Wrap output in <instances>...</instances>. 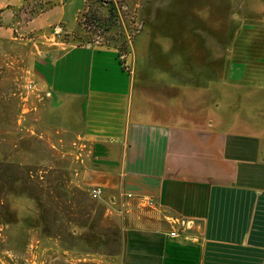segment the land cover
<instances>
[{
  "label": "crops",
  "instance_id": "1",
  "mask_svg": "<svg viewBox=\"0 0 264 264\" xmlns=\"http://www.w3.org/2000/svg\"><path fill=\"white\" fill-rule=\"evenodd\" d=\"M261 31L260 40L234 41L260 49L232 58L221 81L218 58L211 59L193 88L179 72L176 86L137 85L128 60L122 65L114 52L90 47L70 49L48 69L43 104L52 112L70 110L69 122L58 126H66L71 145L84 142L90 151L84 164L90 188L124 206L155 204L139 205L146 226L134 215L119 230L118 255L104 264H264ZM220 99L232 117L220 118ZM179 218L185 228L170 238L168 222Z\"/></svg>",
  "mask_w": 264,
  "mask_h": 264
},
{
  "label": "rangeland",
  "instance_id": "2",
  "mask_svg": "<svg viewBox=\"0 0 264 264\" xmlns=\"http://www.w3.org/2000/svg\"><path fill=\"white\" fill-rule=\"evenodd\" d=\"M262 28L264 0H0V264H104L134 215L146 226L138 204L88 197L90 151L58 126L70 110L43 104L57 59L72 48L109 50L126 56L137 85L186 77L193 88L211 59L221 81L232 58L260 49L234 41L260 40ZM222 102L220 118L232 117Z\"/></svg>",
  "mask_w": 264,
  "mask_h": 264
},
{
  "label": "built area",
  "instance_id": "3",
  "mask_svg": "<svg viewBox=\"0 0 264 264\" xmlns=\"http://www.w3.org/2000/svg\"><path fill=\"white\" fill-rule=\"evenodd\" d=\"M120 59L123 61L126 59V56H122L120 57ZM104 196V192L99 189V188H90L88 189V197L91 200L97 201V200H101ZM132 196L131 195H127L126 198L130 199ZM139 205L145 208H149L152 209L155 204L153 200H146L144 202L140 201ZM169 225L172 226V229L170 231V233L168 234L170 238H176L178 236V228H185L186 222L179 218L176 220H169Z\"/></svg>",
  "mask_w": 264,
  "mask_h": 264
}]
</instances>
